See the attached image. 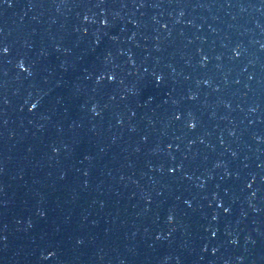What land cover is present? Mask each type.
<instances>
[{
    "label": "water",
    "instance_id": "1",
    "mask_svg": "<svg viewBox=\"0 0 264 264\" xmlns=\"http://www.w3.org/2000/svg\"><path fill=\"white\" fill-rule=\"evenodd\" d=\"M0 264H264V0H0Z\"/></svg>",
    "mask_w": 264,
    "mask_h": 264
}]
</instances>
